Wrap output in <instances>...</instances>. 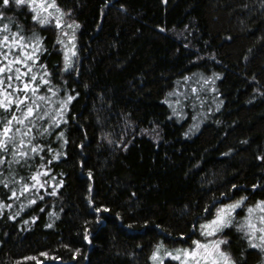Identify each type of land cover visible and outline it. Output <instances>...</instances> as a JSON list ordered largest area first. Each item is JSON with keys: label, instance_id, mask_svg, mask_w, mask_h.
Here are the masks:
<instances>
[{"label": "trees", "instance_id": "obj_1", "mask_svg": "<svg viewBox=\"0 0 264 264\" xmlns=\"http://www.w3.org/2000/svg\"><path fill=\"white\" fill-rule=\"evenodd\" d=\"M56 4L79 25L68 71L54 22L33 21L27 6L0 21L40 38L32 71L46 66L50 85L38 95L58 121L31 129L27 163L0 151V264H152L158 243L191 244L241 197L223 248L236 264H264V250L250 246L264 242L236 227L264 201V0Z\"/></svg>", "mask_w": 264, "mask_h": 264}, {"label": "snow or ice", "instance_id": "obj_2", "mask_svg": "<svg viewBox=\"0 0 264 264\" xmlns=\"http://www.w3.org/2000/svg\"><path fill=\"white\" fill-rule=\"evenodd\" d=\"M23 6H27L33 13V21L40 25H48L54 22L55 27L62 30L64 13L56 4V0H0V21L3 19L11 20L10 17H7V12ZM66 27L74 29L78 28L79 25L69 24ZM63 35L72 41V43L66 44L63 39L58 38V43L64 45V70L68 71L72 67V57L76 56L75 35L74 31L71 35L67 32H64ZM41 51L40 38L36 33H33L31 37H25L21 35L20 31H11L9 24H3V28L0 30V110H3L0 112V151L4 154L11 152L15 163H20L21 160L27 163L29 151L25 150V144L32 145L33 140L26 138L30 136L31 129L37 127L38 120L48 117L53 125L58 126L56 116L44 111L41 106L40 102L47 100V97L38 95L42 85H50V79L45 78L50 74L43 64L40 67L45 69L44 75L38 76L32 71L33 65L39 60ZM47 91L53 92L51 87H47ZM193 91L196 90L193 89ZM53 95L56 93L53 92ZM73 99H75L73 95H68L66 100L60 101L61 118L63 117V109ZM17 111L20 112L19 116L16 114ZM48 131V128H44L40 135H44ZM60 135L63 136V133ZM42 150L39 145L30 148L32 153ZM54 158L58 159L59 156ZM6 162L5 155H0V164ZM43 175H48V172L45 171ZM40 176L41 173L37 172L31 177V180L43 188L46 182L42 183ZM233 187L236 186L233 185ZM27 188L28 185H24L25 191ZM52 194L55 195V191ZM12 195L15 196L16 193L13 191ZM246 200L247 197H241L233 203L217 208L213 218L199 226L200 234L204 237H214L213 240L205 243L200 240L193 241L195 247L192 249H176L174 251L164 249L163 256H161L163 244H160L151 257L154 264H163L164 257L179 261V264H236L231 254L221 247V245L228 244L227 239H216V237L217 234L223 232L224 228L233 225L236 210H243ZM5 206L0 205V207ZM97 211L100 209L98 208ZM205 211L210 210L206 208ZM255 211L261 214L254 218L253 213ZM247 213L248 216L244 218L243 222L236 224L237 231L244 232L250 241L258 239L264 242V235L256 236L257 232L264 233V201L258 202L255 206H248ZM254 219L259 220L260 227H257ZM101 227H103V223ZM250 246L264 250V243H251Z\"/></svg>", "mask_w": 264, "mask_h": 264}, {"label": "rangeland", "instance_id": "obj_3", "mask_svg": "<svg viewBox=\"0 0 264 264\" xmlns=\"http://www.w3.org/2000/svg\"><path fill=\"white\" fill-rule=\"evenodd\" d=\"M69 24L75 25V24H73V23L71 22V20H68L67 17H66L65 15H63V17H62V30L60 29V30H61V35H62L61 37H62V39L65 41L66 44H70V43H72V41H69L68 37H65V36L63 35V33H64V32H67V33H69V35H71V34L73 33V31H74V35H75L74 44H75V51H76V43H77V42H76V40H77V36H76V33H75L76 28H74V29H70V28L66 27V26L69 25ZM63 46H64V45H63ZM72 61H73V63H72V67H73L74 62H75V56L72 57ZM72 67H71V68H72ZM71 68H70V69H71ZM70 69H69V70H70ZM237 200H239V199H237ZM237 200L230 201V202H227V203H225V204L233 203V202H235V201H237ZM245 202H246V201H245ZM245 202H244V207H245ZM225 204H222L220 207H222V206L225 205ZM220 207H219V208H220ZM244 207H243V208H244ZM240 210H241V209H237V210H236V216H237V214H238V212H239ZM212 218H213V217H212ZM212 218L203 221V222L201 223V225L204 224V223H206V221L211 220ZM226 228H228V227H226ZM226 228H224L223 231H224ZM200 236H201L200 238H195L193 241L200 240L202 243H205V242H207V241H211V240L214 239V237H211V236H209V237H204V236H202V235H200ZM225 238H227V237L224 236V235H222V233L217 234V237H216V239H225ZM193 241H192L191 244H189V245H185V246L167 247V246H165L162 242L158 243L157 246L160 245V244H163V248L161 249V256H163V251H164V249H167V250H169V251H174V250H176V249H192V248L195 247V245L193 244ZM157 246H156L155 250L157 249ZM221 247L223 248V245H221ZM223 249H224V248H223ZM155 250H154V251H155ZM226 252H227V251H226ZM152 254H153V253H152ZM232 258H233V257H232ZM233 259H234V258H233ZM151 262H152V264H154V261H153L152 259H151ZM163 264H179V261L172 260L170 257H164V258H163Z\"/></svg>", "mask_w": 264, "mask_h": 264}]
</instances>
